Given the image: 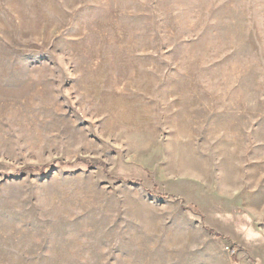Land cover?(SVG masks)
Instances as JSON below:
<instances>
[{
  "label": "rangeland",
  "instance_id": "374dc122",
  "mask_svg": "<svg viewBox=\"0 0 264 264\" xmlns=\"http://www.w3.org/2000/svg\"><path fill=\"white\" fill-rule=\"evenodd\" d=\"M0 264H264V0H0Z\"/></svg>",
  "mask_w": 264,
  "mask_h": 264
}]
</instances>
